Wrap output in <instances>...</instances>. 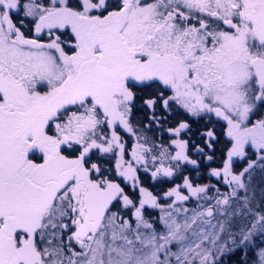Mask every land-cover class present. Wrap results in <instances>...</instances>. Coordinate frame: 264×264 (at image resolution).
<instances>
[{
    "label": "snow or ice",
    "instance_id": "6c2138e0",
    "mask_svg": "<svg viewBox=\"0 0 264 264\" xmlns=\"http://www.w3.org/2000/svg\"><path fill=\"white\" fill-rule=\"evenodd\" d=\"M20 12L17 26L13 15ZM24 18L50 37L70 28V51L59 36L48 43L27 38ZM130 81L172 93L157 88L158 96L144 100L149 108L162 101L168 109L174 101L193 115L214 112L227 121L232 140L223 167L210 173L228 191L217 188L215 206L192 210L191 217L173 216V205L161 209L162 232L141 212L149 203L159 207L156 197L141 188L147 199L136 207L92 162L94 150L97 159L114 154L117 175L138 183L115 131L119 125L136 134ZM258 105H264V0H0V264H220L222 256L249 247L257 233L264 236V207L253 183L257 167L264 173V118L248 126ZM69 106L77 110L63 117ZM104 124L111 136L98 131ZM145 139L138 136L133 146L136 164L150 152L139 143ZM173 143L181 151L172 160L197 163L184 154L185 142ZM65 145L78 155H65ZM235 157L248 160L238 173ZM161 173L172 176L173 169L161 162L152 176ZM184 185L192 196L213 187L193 186L187 177ZM179 187L165 195L187 200ZM117 201L135 208V227L112 211ZM214 208L223 209L222 218L205 230L197 221L210 224L204 217H213ZM249 217L250 227L231 231L234 220ZM256 256L255 264H264V247Z\"/></svg>",
    "mask_w": 264,
    "mask_h": 264
},
{
    "label": "trees",
    "instance_id": "16d2710c",
    "mask_svg": "<svg viewBox=\"0 0 264 264\" xmlns=\"http://www.w3.org/2000/svg\"><path fill=\"white\" fill-rule=\"evenodd\" d=\"M135 92H139V94L135 93V110H143V112H137L138 114L134 112L130 115V123L136 130V134L133 135L131 133V137H135L133 138L135 143L137 142L138 136L145 137L146 139L139 141V143H143L146 148L150 149V152L146 154V162H141L140 164L134 163L133 165L137 169L136 179L140 182V187L152 190L155 194H159L162 191L167 192V190L172 187L176 188L177 186H180L179 191L181 195L188 196L189 198L185 201L177 202L176 200L175 203L177 206L180 205L181 207L187 208H191L194 199L190 197V193L184 185L185 177L189 179L193 186L210 184L213 186L212 188L214 191H216L217 188H219L222 192L228 191L222 177L210 175L212 169H219L223 167V161L227 158V152L232 146V140L227 135L228 127H226L225 122H223V120L216 115L215 117L214 114L207 117L202 115H186L182 106L181 112L179 113L177 110H174L176 107L174 101L170 103L168 109L162 107V105L159 104L160 101H158L153 109L159 110L160 112L165 111V113H163V116L160 112L158 114H153L156 118L152 119L153 116L147 113L149 107L144 104V100L147 97L151 98L156 96V94H153L149 89L142 87H137ZM156 93H158V91H156ZM164 93L166 94L165 96H169L168 91H165ZM162 108L164 109L162 110ZM262 111H264V105H258L257 110L250 117V121L254 122L255 119L258 120L262 117ZM177 123H186L188 127L180 129L178 133L175 132L178 136L174 139V131H170V129L175 130L174 124ZM120 129L121 131L118 132H120L119 135L121 137V142L125 145L124 158L128 159L129 153L132 151L131 144L133 145L134 142L132 143L130 138L127 137L129 132H124V128L122 126L120 128L118 127V130ZM208 131L213 132V136L211 138L207 136ZM173 141L185 142L186 146L183 149L185 151V155H187L189 160H195L197 163L193 165L182 160H172V157L176 155L175 150L178 149L176 147V149L174 148L175 143H173ZM162 149L165 153L163 157L168 161V167L174 169V172L172 176H165L161 173L157 177L153 178L152 172L156 170V163L159 162L154 161L153 157L156 158L155 160L163 159L161 156ZM254 151V149L248 147V157L250 159L256 158L255 155H253ZM92 156V162H96L100 165L104 175L119 183L124 190V193L129 196L136 207L137 204L140 205V198H142V196L139 189L137 190V188H133V186L129 185V180L126 181L123 177L117 175L116 163L113 164V159H111L113 156L111 154H104L103 157L97 159V157L100 156L98 152H94ZM209 157H211V159H209ZM233 160V169L237 173L240 172L248 163L247 159L241 160L239 157H235ZM127 161L131 160L128 159ZM162 163L164 164V162ZM253 183L257 188V200L260 201L261 207H264V200L260 197V190L264 189V173H261L258 167L253 177ZM137 194H139L138 197ZM172 200H174V198H172ZM172 200H170L171 203L174 202ZM255 203L256 202L254 201V204ZM119 207L120 204L118 205V201L111 205L112 211L118 210ZM154 208L155 207L152 204H146L141 209V212L144 211L145 217L147 218V216H152L156 212V209ZM128 209L129 206L126 207L125 210V216L127 215V217H129ZM132 210H135V208ZM133 217L134 216H132V218ZM251 220V217L247 220H241L239 218L234 220L231 226V231L239 232L242 225H248L250 227ZM261 247H264V236L257 233L253 237L249 247L237 248L233 252L222 256L220 264H244L245 261H247V264H252L255 249Z\"/></svg>",
    "mask_w": 264,
    "mask_h": 264
},
{
    "label": "rangeland",
    "instance_id": "374dc122",
    "mask_svg": "<svg viewBox=\"0 0 264 264\" xmlns=\"http://www.w3.org/2000/svg\"><path fill=\"white\" fill-rule=\"evenodd\" d=\"M171 93V92H170ZM172 95V94H171ZM69 108H71V109H69ZM68 109H69V111L68 112H66L65 113V115H63V117H66L67 115H69L71 112H73V111H76L77 109L76 108H73V107H69ZM263 112V116L262 117H260L259 119H261V118H264V111H262ZM213 114H214V116H215V113L213 112ZM212 114V115H213ZM216 117V116H215ZM219 118H221V117H219ZM222 120H223V122H225V125H226V127H228V124H227V121H225L223 118H221ZM258 119V120H259ZM251 120V119H250ZM257 120L255 119V121L254 122H251L250 121V123H249V127L251 126V124L252 123H255ZM180 124H174V129H177L178 128V126H179ZM118 126V125H117ZM115 127V131H116V133H117V135L120 137V132H118V131H121V129L120 130H118V127L120 128L121 126H118V127ZM112 130L113 129H111V128H109L108 126H107V124H104V125H101L100 126V128H99V132L101 133V134H104V135H108V136H111V132H112ZM124 132H127L125 129L123 130ZM174 134H175V131H174ZM128 136L127 137H129L130 138V140L132 141V143L134 142L133 141V138H135V137H131V133H128L127 134ZM178 135L177 134H175V137H173L174 139L177 137ZM121 138V137H120ZM138 142V141H137ZM136 142V143H137ZM135 142L133 143V145L131 144V142H130V144H131V150H133V146H134V144H136ZM156 145V144H155ZM158 145V144H157ZM161 146V145H160ZM178 148L177 147V145H176V143L174 144V148ZM175 148V149H176ZM117 152L119 151L118 149L116 150ZM178 151H181V149L180 148H178V149H176L175 150V153H177ZM94 152H96L95 150H94ZM162 152L164 153V150L162 149ZM183 152H184V154H185V151L183 150ZM97 153V152H96ZM64 154L65 155H68L70 158L71 157H73L74 155H78V151H76V152H71V151H69L68 149H65V151H64ZM132 151H130V153H129V157H128V159H130L131 160V162L133 163V165H134V163H136L133 159H132ZM105 155H107V154H105ZM113 157L111 158V159H113L112 160V162H113V164H115L116 163V160H117V156L116 155H114V154H111ZM93 157V156H92ZM128 159H125L124 158V160H125V162H128L127 160ZM166 158H164L163 157V159H161V160H155V161H159V162H157L156 163V166H155V169L156 168H158V167H160L161 166V162H164V164H163V166L164 167H168V161H167V159L165 160ZM167 164V165H166ZM154 169V170H155ZM173 172H174V169H173ZM93 175V178H99L97 175H96V173L95 174H92ZM129 182V185H131V186H133V188H137V190L139 189V191H140V189H141V187H140V182H138L135 186L133 185V182L131 181V180H129L128 181ZM203 185H206V184H201V185H199V186H203ZM210 185V184H209ZM144 189V188H143ZM170 189H173V187L172 188H170ZM170 189H168L167 190V192L166 191H162V192H160L159 194L157 193V194H155L152 190H147V193H151V195L153 196V197H156V199H157V204L159 205V207H157V206H154L155 208L154 209H156V212L152 215V216H147V218L145 217V214H144V211L142 212V215H143V217H144V219L145 220H147V221H149L150 223H152L153 225H154V227L156 228V230L158 231V232H162L164 229H163V224L161 223V216L164 214V212H162L161 211V209H164L165 211H168L169 209L167 208V206L168 205H173V208L171 209V212H172V215L173 216H177V215H179V218L180 219H183L184 217H185V215H187L188 217H191L192 216V214H193V212H192V210H196V211H204V210H206L207 208H209V207H214L215 206V200L214 199H210L211 197H213L214 195H215V192L216 191H214L213 190V188H210L205 194H201L200 196H192L191 194H190V197H192L193 199H194V201H193V203H192V206H191V208H187V207H181L180 205H176V203L175 204H173V203H171L170 202V200H172V198H174V200H172V201H176V197L173 195V196H166L165 194L166 193H168L169 191H170ZM179 190V189H178ZM140 194H141V196H142V198H140V199H147V195L146 194H144V195H142V193H141V191H140ZM138 195L139 194H137V197H138ZM178 202V201H177ZM120 204V207H119V215L121 216V217H123V218H125V219H128L130 222H132V225H133V227H135V218L133 217L132 218V216H133V212L135 211V210H132V209H134V207H132V206H129V209H128V212H129V217H127V215L125 216V214H126V212H125V210H126V208L123 206V204H122V201H118V205ZM151 203H149V205H150ZM135 205V204H134ZM137 207H140V205L139 204H137ZM131 208V209H130ZM177 208H179V209H181V211H180V213L179 214H177L176 213V211H175V209H177ZM183 209H188L189 211L185 214L184 212H183ZM115 211H117V210H115ZM223 211V209H219V210H216L215 208H214V216L213 217H211V218H209V217H207V216H205L204 217V220H210V224H201V222L198 220L197 221V223L198 224H200L201 225V227H203L205 230H209V231H211L212 229H211V225H215V224H217L218 223V221L222 218L221 217V215H220V213ZM127 212V213H128ZM129 237L130 238H134V235L133 234H129ZM65 240H67V237L65 236ZM108 242L109 243H111V240H108ZM121 243H123L122 241H117L116 242V245L118 246L119 244H121ZM138 247H139V245H137ZM207 246V245H206ZM73 247H74V249L77 251V252H79L80 251V248H79V246L78 245H76L74 242H73ZM262 248V247H261ZM173 250H175L174 248H173ZM258 250H259V248H257V249H255V251H254V259L252 260V264H255V261H256V259H257V256H256V253L258 252Z\"/></svg>",
    "mask_w": 264,
    "mask_h": 264
},
{
    "label": "flooded vegetation",
    "instance_id": "af4514ba",
    "mask_svg": "<svg viewBox=\"0 0 264 264\" xmlns=\"http://www.w3.org/2000/svg\"><path fill=\"white\" fill-rule=\"evenodd\" d=\"M42 2L43 3H45V4H47L48 2H49V0H42ZM70 2H71V0H70ZM23 16V13L22 12H20V14L19 15H13V20H14V23H16L17 24V26H20V18ZM209 23H212V21L211 20H209L208 21ZM21 31L25 34V36L27 37V38H29V39H37L39 42H41V43H48V42H50V38H52V39H54L56 36H59L60 37V39H61V41H63V43H62V47H64L65 48V50L66 51H70V43H71V41L73 40V37H72V34H71V29L70 28H68L67 30H63V29H55V30H53V33H52V36L50 37V34H49V31L47 30V29H45V30H43L41 33H39V34H37L35 31H34V21L31 19V18H24V20H23V27H21ZM133 84H134V82H129V86H130V88H131V90L134 92V93H136V94H139V92H135V89H137V87H134L133 86ZM157 88H160V90L161 91H164L163 90V88L160 86V85H158V84H153L152 85V87H150V88H147V89H149L153 94L155 93L156 94V96H158L159 95V92L158 93H156V89ZM165 92V91H164ZM151 93V94H152ZM168 93H169V96H171V94L172 93H170V91H168ZM164 95H166L165 93H164ZM167 97V96H166ZM148 98H150V97H147V98H145V99H148ZM135 99H136V97H135ZM135 99H134V101H135ZM134 101H133V103H132V106H131V108H132V111H131V114L130 115H132L134 112H138V113H142L143 112V110L141 111V110H135V103H134ZM175 103V102H174ZM159 104H161L162 105V107H163V102L162 101H160V103ZM175 108H174V110H177L179 113L181 112V106L180 105H178V104H176L175 103ZM69 107H73V108H76V106H69ZM69 109H71V108H69ZM69 109H68V111H69ZM164 108H162V110H163ZM185 110V114L186 115H193L192 113H189L185 108L183 109V111ZM160 111L159 110H154L153 108L151 109V108H149L148 109V114H151L152 116H153V114H158ZM137 113V114H138ZM163 113H165V111H163V112H160V114L163 116L164 114ZM212 114H213V112L212 113H208V112H202V113H200V114H198V115H202V116H212ZM63 115H65V113H63ZM195 116V115H194ZM64 149H67V146L65 145V146H62ZM32 159H34V160H36L37 159V157L36 156H32L31 157Z\"/></svg>",
    "mask_w": 264,
    "mask_h": 264
}]
</instances>
